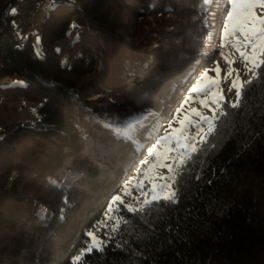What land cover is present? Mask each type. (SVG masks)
<instances>
[{"label": "trees", "instance_id": "trees-1", "mask_svg": "<svg viewBox=\"0 0 264 264\" xmlns=\"http://www.w3.org/2000/svg\"><path fill=\"white\" fill-rule=\"evenodd\" d=\"M16 1L0 0V105L37 108L31 123L0 122V264H77L81 253L78 264H264V70L239 107L225 102L173 184L175 202L143 212L111 207L141 158L87 107L90 87L128 85L134 99L103 100L116 125L133 108L169 116L196 69L202 0H52L35 31L41 56L28 34L36 14L15 22ZM149 17L174 28L151 53ZM88 230L102 250L87 251Z\"/></svg>", "mask_w": 264, "mask_h": 264}, {"label": "rangeland", "instance_id": "rangeland-1", "mask_svg": "<svg viewBox=\"0 0 264 264\" xmlns=\"http://www.w3.org/2000/svg\"><path fill=\"white\" fill-rule=\"evenodd\" d=\"M31 4L32 0H17L12 5L11 12L15 10L13 13H17V16L14 18L15 22H17L20 18H23V20L30 19L28 14L32 7ZM225 7H228V5L224 2V0H216V3L210 5L209 10L205 11L206 15L203 20L206 29L204 32L205 34L202 37V46L197 49L196 54L191 61V66H195L196 69H194V71L192 70L193 73L191 68L187 70L188 73L190 74L191 72V74L189 77L186 76L184 79L190 82L186 84V87H183L184 89H182V91L179 89L181 85H178L176 91L178 92L179 100L175 109L169 116L165 117L159 111L149 109L137 110L133 108L132 115L128 121H125V124L121 126L116 125L115 115L112 111H109L105 107L103 100L106 98L114 99L119 95L124 98L129 96L131 99H134L135 97L130 94L132 89L128 85H124L119 89V91L113 93L111 90L105 87L102 89L100 88L98 92H96L98 85H94L89 88V103H87L88 109L92 111L96 117L105 119L104 122L106 125H110L116 135L129 138L134 143V148L139 155L138 157L141 158L139 159V162L137 161L138 163L135 162L133 164V169L128 180H126V182L114 196V198L116 196H120L121 200L125 202V204L127 203V205L132 207H139L143 204L142 202L145 198L152 200L151 183L148 179H145V176L147 175L150 178L156 171L155 169H152V165L156 163L157 156H150L148 154L151 153L154 148H156L157 152L161 154L171 148H175V134H173V139L169 142H162L160 141L159 137L171 133L172 128H180V121L184 120L186 116L188 117V120H185V125H188L189 121L202 123L204 130L207 131L208 125L201 122L200 116H197L192 110L196 109L200 115L203 116H213L212 109L216 108V105L211 103L213 99L223 95L224 99L221 101L223 105H225V102L230 103L236 100V90L232 89V91H229L228 89L231 86L232 80L236 79L237 73L239 74L240 79L243 81H247L253 76L251 72H248L245 69L244 60L240 58L239 53L233 48V44L235 43L234 38L223 37V24L226 22V15L224 13ZM259 11L260 9H257V12ZM46 12L47 8L39 10L32 19V23L28 27V34L33 33L32 42L34 45V52L39 56L42 55V50L35 31L40 26L41 21L46 15ZM171 17L172 20H176L174 14H172ZM148 19L150 22V29L147 30V37L148 44H151V46H146L145 49L148 50V53H151L152 50L157 47V41L163 35L169 34L174 28H172L170 24H164V26L156 25L154 17H149ZM240 39H242V37H240ZM247 51L251 52V49L249 48ZM225 57H227V59H225ZM230 60L235 61V63L229 64L228 61ZM217 63L220 68L219 75H217V73L214 71V69L217 67ZM206 70H208V77L211 78V80L216 81L215 84H212L209 79H205L204 81L200 80V77ZM230 71L232 72V75L228 76L227 74ZM83 77V79H85V75ZM197 84L201 85L200 92H191L187 95V93L191 91V87H196ZM210 84L211 86L209 87ZM189 86L191 87L189 88ZM221 89L223 90L222 93L220 92ZM190 97L191 99H189ZM202 99L206 100L209 105L208 107H205L201 104L200 101ZM185 100H188L187 104L184 103ZM182 105L183 107H181ZM36 108L37 104H31L26 100L9 101L6 103V106L0 105V122L23 121L31 123L36 119ZM132 118L136 119V125L134 126L135 128L133 131L134 137H130L128 135L130 126L129 124ZM170 121H172V128H169ZM83 126L87 129V123H83ZM186 134L196 136L197 128L194 125L187 127ZM202 134L203 133H201V135ZM197 139H199V137H197ZM157 145L159 146L157 147ZM92 146L94 148L95 143ZM179 151V149H176L175 151H171L169 154L173 157H177L179 155ZM145 159L149 161L147 165L143 164ZM165 162L171 163V161ZM158 171L163 175H170L166 168H160ZM141 181H143L142 187L140 186ZM168 182L171 183V181ZM142 193H147L148 195L145 197ZM115 203H112L111 207H116ZM109 213L110 211L106 212L107 215ZM89 232L93 233L92 230L87 231V233ZM98 239L100 240V238H97V240ZM90 240L92 243V237Z\"/></svg>", "mask_w": 264, "mask_h": 264}, {"label": "snow or ice", "instance_id": "snow-or-ice-1", "mask_svg": "<svg viewBox=\"0 0 264 264\" xmlns=\"http://www.w3.org/2000/svg\"><path fill=\"white\" fill-rule=\"evenodd\" d=\"M224 2L228 5V7L224 8L226 22L223 24V37L234 38L235 43L233 44V48L239 53L240 58L244 60L245 69L253 74L252 79L243 81L237 73L236 79H233L231 82V86L228 90H236V100L234 102H230L228 106L231 108H237L240 106L245 86L251 85L254 79H260L262 70H264V0H224ZM215 3L216 0H202V5L205 11L209 10L210 5ZM257 9H260V11L257 12ZM13 12H15V10H13ZM240 37H242V39H240ZM249 48L251 49V52L247 51ZM225 59H227V57H225ZM228 63L232 64L235 63V61L230 60ZM214 71L217 75H219L220 68L218 63ZM207 73L208 70L204 72V74L200 77V80L204 81L205 79H209L212 84H215L216 81L211 80ZM227 75L231 76L232 72L230 71ZM210 86L211 84L209 87ZM200 90L201 85L197 84L191 91L198 93ZM222 91L223 90L221 89L220 92L222 93ZM189 99H191V97ZM223 99V95H220L218 98L211 101L212 104L216 105V108L212 109L213 116L211 117L200 115L196 109L192 110L197 116H200L201 122L208 125L207 131L204 130L202 123L189 121L188 125H185V120H188L187 116L184 120L180 121V128H172V121L169 122V128H172L171 133L161 136L159 139L162 142H169L173 139V134H175V148H171L162 154L157 152L156 148H154L153 151L148 154L150 156H157L156 163L152 165V169H155L156 171L150 178L147 175L145 176V179H148L151 183L152 200L145 198L142 202L143 206L140 208H134L128 205L127 207L129 208V211L143 212L145 210V206L159 200L175 202L176 191L172 186L176 183L177 178L180 175V170L186 166L187 161L191 160L194 154L201 150V146L203 144L208 143L207 137L215 131L216 119L220 116L226 115L224 105L221 103ZM200 102L205 107L209 106L204 99ZM184 103L187 104L188 100H185ZM181 107H183V105ZM193 125L197 128L196 136L186 134V128ZM201 133L203 134L201 135ZM197 137H199V139H197ZM158 146L159 145H157V147ZM176 149L180 150L179 155L177 157L171 156L169 153L171 151H175ZM165 161H171V163H166ZM148 163L149 161L147 159L143 161L144 165H147ZM160 168H166L170 175L161 174L158 171ZM168 181H171V183ZM140 186H143V181L140 182ZM142 194L145 197L148 195L147 193ZM116 201L123 202L120 196H116L113 203ZM109 210H111V208ZM110 218L111 217H109V219ZM119 225L120 219L118 218L114 222L112 230L114 232L117 231L119 229ZM88 235L92 237L93 242L88 246L87 251H91L93 247L102 250V242L98 241L92 232H89ZM82 255L83 253L75 258L77 264L81 260Z\"/></svg>", "mask_w": 264, "mask_h": 264}, {"label": "built area", "instance_id": "built-area-1", "mask_svg": "<svg viewBox=\"0 0 264 264\" xmlns=\"http://www.w3.org/2000/svg\"><path fill=\"white\" fill-rule=\"evenodd\" d=\"M52 0H33L32 9L29 13V17L33 18L34 15L43 7L51 4Z\"/></svg>", "mask_w": 264, "mask_h": 264}, {"label": "bare ground", "instance_id": "bare-ground-1", "mask_svg": "<svg viewBox=\"0 0 264 264\" xmlns=\"http://www.w3.org/2000/svg\"><path fill=\"white\" fill-rule=\"evenodd\" d=\"M130 126H129V132H128V135L130 136V137H134V126L136 125V119L135 118H132V120H131V122H130V124H129ZM138 126V125H137Z\"/></svg>", "mask_w": 264, "mask_h": 264}]
</instances>
